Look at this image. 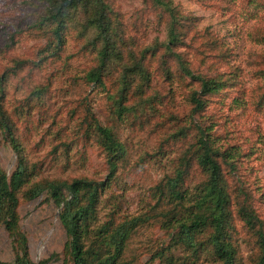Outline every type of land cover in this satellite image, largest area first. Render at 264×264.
Instances as JSON below:
<instances>
[{"label": "rangeland", "instance_id": "obj_1", "mask_svg": "<svg viewBox=\"0 0 264 264\" xmlns=\"http://www.w3.org/2000/svg\"><path fill=\"white\" fill-rule=\"evenodd\" d=\"M109 1L122 20L127 39L135 41L136 47L166 40V27L151 0ZM173 1L193 18V28L174 52L187 60L195 75L231 77V86L207 96L204 108L194 112L191 89L198 90L199 83L182 74L174 57L162 58L165 50L161 45L149 61V69H155L150 86L141 97L131 89L126 106L133 110L125 119L115 114V80L107 77L105 86H98L86 79L97 64L92 50H85L66 34L57 56L46 52L48 40L38 26L44 10L40 0H0L3 107L30 173L18 191V213L34 264H71V259L66 251L69 238L61 222L62 208L47 192L28 200L27 186L30 182L74 179L105 183L95 215L82 223V247L88 261L109 254L101 230L108 221H114V228L148 210L147 222L130 238L124 254L126 264H163L153 257L162 250L173 258L172 264H217L206 254L197 259L175 245L172 230L161 226L156 217L164 218L172 205L163 204L162 213L152 209L156 201L153 189L164 178L174 176L181 158L194 150L199 128L207 129L220 151L238 153L233 170L222 164L231 196L235 264H257L261 252L237 208L245 198L238 195L241 189L264 222V0ZM161 58L167 63L165 70L160 68ZM167 73H172V79ZM35 90L42 94L33 95ZM92 118L112 129L125 147L126 158L113 177L107 156L96 141L98 136L88 127ZM18 161L16 151L2 140L0 168L9 178ZM186 170V188L207 178L194 156ZM14 260L15 244L0 225V261L12 264Z\"/></svg>", "mask_w": 264, "mask_h": 264}, {"label": "trees", "instance_id": "obj_2", "mask_svg": "<svg viewBox=\"0 0 264 264\" xmlns=\"http://www.w3.org/2000/svg\"><path fill=\"white\" fill-rule=\"evenodd\" d=\"M44 6L39 15V29L48 40L46 52L57 56L66 43V34L73 37L85 50H92L96 54L97 64L86 74L91 84L105 86V79L115 80V91L112 92L116 100L115 114L125 117L133 109L126 106L127 98L135 90L140 97L145 94L151 83L152 70L149 61L164 47L165 57L175 58L177 66L187 76L199 83V89L192 90L190 101L194 105V112L201 111L205 106L207 96L222 93L231 86V77L225 80L222 77H204L195 75L189 69L187 60L174 48L179 46L193 28L192 19L186 16L174 4L173 0H151V5L159 9L158 18L165 25L167 38L161 44L145 48L136 47L135 41L128 40L122 20L114 11L109 0H40ZM187 23V25H186ZM161 70H165L167 63L162 61ZM181 74V77L183 75ZM172 73L167 78L172 79ZM4 75L0 77V146L5 140L19 155L16 170L9 178L0 168V225H3L9 237L15 244V260L12 264H34L31 260L28 241L20 229L18 209L20 199L18 191L26 184L30 175L25 163L23 149L15 137L13 125L4 109L5 89L3 87ZM41 90H35L33 95H41ZM90 130L94 131L96 141L107 156L110 177L115 176L122 161L126 158L123 143L116 137L112 129L102 126L95 118L88 123ZM197 140L189 150L190 155L181 158L175 175L164 178L153 189L155 205L152 209H159L161 213L163 204L172 205L165 211V216L157 218L166 229H171L172 240L189 250L195 258L206 254L213 258L217 264H235L237 250L232 242V215L230 211L231 196L225 181L222 164L235 168L234 161L237 151H220L211 140L207 129L199 128ZM195 157L198 165L206 175V179L193 188L185 187V177L189 158ZM25 191L28 200H33L47 192L54 203L62 208L61 222L66 229L69 241L66 251L70 255L71 264H126L124 254L132 235L138 226L147 222L143 214L115 225L108 221L102 227L104 236L102 241L109 247V254L97 261H88L82 247V223L89 216L96 213L100 196L105 183L90 181L88 179H74L67 181H45L41 183L30 182ZM238 195L245 198L238 203V216L245 227L253 233L261 252L257 264H264V222L257 215L249 196L241 189ZM148 203L146 204L147 207ZM149 207V206H148ZM149 209V208H148ZM170 227V228H169ZM172 264L173 258L167 257L162 250L153 257ZM0 264H10L1 262Z\"/></svg>", "mask_w": 264, "mask_h": 264}]
</instances>
